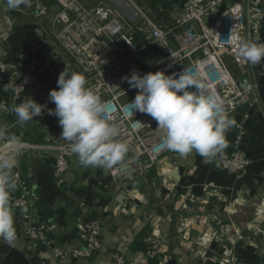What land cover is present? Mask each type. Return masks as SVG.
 <instances>
[{"label":"crops","instance_id":"crops-1","mask_svg":"<svg viewBox=\"0 0 264 264\" xmlns=\"http://www.w3.org/2000/svg\"><path fill=\"white\" fill-rule=\"evenodd\" d=\"M169 6V9L163 6V11L157 9L158 16L166 12L170 18L173 8L170 1ZM24 8L22 5L10 10L6 0H0V42L4 39L8 43L10 51L6 57L9 59L13 58L12 53L14 56L19 51L29 53L27 48L33 44L46 43L44 38L33 35L32 28L36 26L33 13ZM51 26L45 24V28L51 29ZM0 54L1 59L3 53ZM146 56L147 66L143 69L149 65ZM248 72L256 77L260 91L258 104L242 107L236 116L246 123L249 134L246 144L251 165L243 179L246 189L238 187L240 182L235 185L230 177L217 171L211 159L196 152L181 156L168 150L150 168L141 170L129 165V174L116 176L114 169L84 167L71 154L60 185L54 182V152L20 153L15 169L33 181L40 217L55 223L56 229L50 235L54 244L36 245L27 235V227L18 212L10 205L16 240L9 245L0 239V264H111L115 253L143 263L152 242L158 245L154 264H221L209 249L211 239L200 233L208 232L214 239L215 233L225 230L232 233L226 237L228 247L239 243L241 236L249 240L241 247L252 258L243 264H264V204H258L264 201V191L261 192L264 189V61L248 66ZM8 92L13 94L0 86V120L1 117L5 120L3 123L14 120V127L8 129L11 134L20 133L24 140L35 142L52 136L53 140L69 145L61 138L62 129L55 116L50 125L46 120L35 119L18 128L14 113L8 109L27 100L24 96L14 101L8 99ZM226 135H231V129ZM8 151L2 150L0 154ZM162 175L168 177L160 179ZM95 218L103 222L102 248L90 258L75 257L72 251L82 241L80 227ZM256 232L261 233L259 237L255 236ZM255 249L261 253L254 255Z\"/></svg>","mask_w":264,"mask_h":264},{"label":"built area","instance_id":"built-area-1","mask_svg":"<svg viewBox=\"0 0 264 264\" xmlns=\"http://www.w3.org/2000/svg\"><path fill=\"white\" fill-rule=\"evenodd\" d=\"M122 1L125 2V14L112 8L107 2L88 8L79 0H31L30 7L39 21L48 18L53 7L59 9L53 22L56 28L51 35L56 42L66 44L69 54L80 61L82 69L78 70L83 71V75L98 77L110 72L106 75L108 82L104 85L106 95L101 100L107 105L105 116L118 126L119 139L129 146L126 157L129 165L141 170L150 168L169 150L162 142L160 132L146 130L156 123L151 116L127 110L138 91L130 88L125 79L133 71L140 75L157 71H163L166 75H178L192 69L199 72L195 69L198 63L215 58L219 62L217 66L223 70L222 74L226 73L227 79L222 78L220 70L214 65L206 68L203 73L223 101L225 115L234 119L237 124L234 142H244L246 133L240 125L244 122L236 116L242 107L258 104L260 84L248 72L249 63L240 57L238 49L242 39L264 43V0H169L173 7L169 12V21L160 20L152 8L143 4V0L142 3L139 0ZM157 9L163 11V5L159 4ZM131 35H137L139 44L126 45L125 42ZM155 47L162 57L151 61L153 52L147 53L149 65L143 69L134 56ZM197 51H203L201 58H195ZM229 63L232 70L227 66ZM189 90L195 91L194 88ZM129 94L132 95L126 97ZM43 110L44 108L42 112ZM139 116L141 119L138 123L136 118ZM49 141L48 139L45 144H24L23 147L27 150H43L37 151L40 153L56 154L54 182L60 185L69 168L72 153L70 147L50 145ZM7 148L11 150L10 145ZM248 164L244 151L232 162L222 161L228 173L237 177L247 169ZM13 171L17 188L12 192L11 207L18 212L22 223L27 227V235L36 245H53L54 240L50 235L55 231L56 225L53 221L40 217L32 188L33 181L24 178L18 169ZM118 173L113 170L114 176ZM102 225L100 218L82 224L81 244L72 251L75 257L90 258L100 251ZM157 250V243L152 242L147 251V260L143 263L115 253L111 264H154ZM221 264L235 263L225 259Z\"/></svg>","mask_w":264,"mask_h":264},{"label":"clouds","instance_id":"clouds-1","mask_svg":"<svg viewBox=\"0 0 264 264\" xmlns=\"http://www.w3.org/2000/svg\"><path fill=\"white\" fill-rule=\"evenodd\" d=\"M22 5L30 7L31 0H6L10 10ZM238 52L253 66L264 61V43L242 39ZM125 79L130 88L138 90L127 110L151 116L157 123L155 130L162 134V142L169 150L181 156L196 152L212 159L227 146L226 133L235 125V120L225 115L223 101L204 73L187 70L178 75H166L163 71L140 75L133 71ZM86 85L82 74L61 72L57 88L49 93V100L55 105L48 110L49 114L58 118L61 138L82 166L129 174L131 169L126 160L129 146L119 139L118 126L105 116L107 105ZM9 90L14 91L4 88ZM44 107L30 98L11 105L8 110L22 127L39 117ZM0 144L11 146L10 151L0 154V239L13 245L16 230L10 197L17 188L13 170L18 166L22 143L0 124Z\"/></svg>","mask_w":264,"mask_h":264},{"label":"rangeland","instance_id":"rangeland-1","mask_svg":"<svg viewBox=\"0 0 264 264\" xmlns=\"http://www.w3.org/2000/svg\"><path fill=\"white\" fill-rule=\"evenodd\" d=\"M80 3L83 6H86L88 8H93L96 6H99L103 4L104 2H107L110 4V6L118 11H120L122 14L126 13V8L124 7L125 2L122 0H79ZM147 1V0H144ZM140 3H142L141 0H139ZM56 3L54 2L53 5ZM24 9L32 10V19L35 21V27L32 28L33 35L41 38H44L46 40V43L44 42L42 44H33L30 49L27 48V50L31 52L23 53V51H19L14 56L13 53L11 54L13 58L9 59L6 56L9 55V49H8V43H4V39L2 42H0V52L3 53V58L0 59V86L2 88L10 87L14 89L13 94L9 92L7 93L8 99L17 100L21 98L22 96L26 97L25 100H29L30 98L35 100L39 104H44V110L42 114L39 117H34L32 120L38 119V120H46V123L48 121V124L53 120L54 115L49 114V109H54L55 105L49 100V93L52 89L57 88V80L59 78V75L61 72L66 71L67 73L76 72L79 74H82L83 71L78 70V68L82 69V66L80 64V61L78 59L73 58L69 52L67 51V45H62L55 41V39L52 37L51 33L56 28V25L53 24L55 16L59 12V9H56L53 7L51 11H49L48 16L51 18H44L42 20H37L35 18V13L32 7H26ZM48 19V20H47ZM125 19V18H124ZM50 21V23L48 22ZM45 22V23H44ZM44 23V24H43ZM48 23V27L51 26V29L45 28V24ZM47 27V26H46ZM3 34V33H1ZM134 36L137 35H131L130 38L125 42L126 45H133L136 44ZM9 50V51H8ZM12 52V51H11ZM1 55V54H0ZM147 53L141 52L139 54H136L135 60L140 64V66L143 68L147 66ZM203 56V51H197L195 53V58H201L200 56ZM9 57V56H8ZM138 57V59L136 58ZM213 59L202 63V65H206V68L209 69L213 64ZM219 63V62H218ZM197 65H201L198 63ZM251 64L249 63V66ZM216 68L219 69L216 65H214ZM227 66L230 67L232 70L231 63L227 64ZM206 69H203L201 72ZM220 70V69H219ZM263 70V68H262ZM192 71L196 72L194 69ZM223 70H220L222 78L225 80L227 79V75L224 72L222 74ZM263 72V71H262ZM110 73V72H108ZM105 73L103 76H86L83 75L87 81V87L91 88V90L94 91L95 94H97L100 98L104 95H106L105 92V82H108L107 80V74ZM207 77V76H206ZM132 94H129L126 97H130ZM10 96V97H9ZM143 117V116H142ZM12 119V118H11ZM139 119H141V116L136 118V121L138 123L140 122ZM4 118L1 117L0 124H3L5 127L10 129L11 127H14V120H9L6 123H3ZM5 121V120H4ZM50 125V124H49ZM48 125V127H49ZM243 127L244 132L246 133V137L244 142L237 144L234 142V138L236 135L237 130V124H235L231 128V135L227 137L226 135V144L227 146L220 151L214 158L211 160L213 161L214 165H216L217 171L222 172L226 176L230 177L233 183L237 184L240 182V185L238 187H243L246 189V183L243 182V179L248 174V169L251 165V159L249 157V151L246 144V139L249 136L248 129L246 126V123L240 124ZM21 126L18 125V128ZM47 127V128H48ZM157 123L153 124L152 128H146L147 131L154 130L156 131ZM10 131V130H9ZM18 133L17 137L21 139L22 143V150L21 151H43L39 149H25L23 146L24 144H45L47 143V140L50 141L48 144L55 145V146H61L60 142L53 140L52 136H49L46 140L42 142L33 141V140H24V137ZM147 136V135H146ZM38 140V139H37ZM8 144H0V151H4L7 148ZM68 146L69 145H64ZM11 148V146H10ZM241 149V150H240ZM53 151V150H49ZM244 153L247 155L249 164L247 166V169L240 174V177H237L235 174L228 173L227 169L222 165V161L225 162H232L238 154ZM138 151H135L137 153ZM21 153V152H20ZM165 156V155H164ZM163 156V157H164ZM161 157L159 161L162 160ZM158 161V162H159ZM133 167V165H131ZM262 175L264 176V170ZM168 177L167 175H162L159 178L164 179ZM242 182V183H241ZM235 184V185H236ZM257 185H260V182L257 183ZM258 190H260V187H256ZM263 188V187H262ZM264 189H261V192H263ZM205 191H209V189H205ZM247 191V190H245ZM238 192V190H236ZM251 191H247L249 193ZM245 193V192H244ZM259 206H262L264 204V201H258ZM258 223V222H256ZM202 237H206V239H211V246H209L211 254H214V256L218 257L220 261H224L225 259H230L231 261H234L235 264H243L244 262L250 261L249 259L252 258V256H247L245 253V247H241L243 245V242L248 240L244 239L243 236L239 239V243H234L231 247H228L226 244V237L230 236L232 233L229 230L220 231L218 233L214 234V239L210 238L209 233H200ZM239 234V233H238ZM261 233L256 232L255 236L259 237ZM249 241V240H248ZM225 245L227 247H225ZM261 253L259 249L254 250V255H257ZM249 258V259H248Z\"/></svg>","mask_w":264,"mask_h":264},{"label":"trees","instance_id":"trees-1","mask_svg":"<svg viewBox=\"0 0 264 264\" xmlns=\"http://www.w3.org/2000/svg\"><path fill=\"white\" fill-rule=\"evenodd\" d=\"M143 4L149 6L150 8H152V10L154 12L157 11V6L159 4L163 5L164 7H166L167 9H169V0H147V1H144L143 0ZM160 16H158V18L161 20H165V21H169V17H167V13L166 12H162V13H159ZM162 16V17H161ZM169 18V19H168ZM134 40L136 42V44H139V38L137 36H134ZM155 50V51H154ZM150 52H153V55L151 57V61L154 59H157V58H161L162 55L159 53L158 49L155 47V48H148L145 53H150ZM138 59V57H136ZM135 59V57H134Z\"/></svg>","mask_w":264,"mask_h":264},{"label":"bare ground","instance_id":"bare-ground-1","mask_svg":"<svg viewBox=\"0 0 264 264\" xmlns=\"http://www.w3.org/2000/svg\"><path fill=\"white\" fill-rule=\"evenodd\" d=\"M213 64L217 66L218 64V60H216L215 58L213 59ZM218 67V66H217ZM195 69H197V71L199 70V72H201L203 69H206V65H197L195 67Z\"/></svg>","mask_w":264,"mask_h":264}]
</instances>
